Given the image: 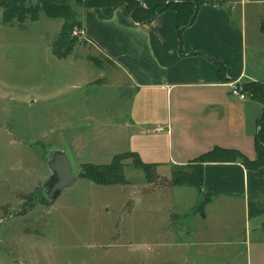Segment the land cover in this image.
Wrapping results in <instances>:
<instances>
[{"label": "rangeland", "instance_id": "rangeland-1", "mask_svg": "<svg viewBox=\"0 0 264 264\" xmlns=\"http://www.w3.org/2000/svg\"><path fill=\"white\" fill-rule=\"evenodd\" d=\"M195 1L223 7L236 23L243 11L253 57V39L264 35L261 0ZM22 4L35 9L37 0ZM63 25L44 14L6 24L0 9V264H249L254 234L239 257L213 254L220 242L200 239L208 228L219 240L218 230L235 224L242 239L245 207L231 215L196 188L166 187L170 167H157L154 183L131 157L122 161L126 185L99 186L83 176L85 166H107L129 152L126 131L111 125L130 119L133 89L76 29L69 56H54ZM57 150L67 153L75 181L49 202L41 194L51 176L45 155Z\"/></svg>", "mask_w": 264, "mask_h": 264}, {"label": "crops", "instance_id": "crops-1", "mask_svg": "<svg viewBox=\"0 0 264 264\" xmlns=\"http://www.w3.org/2000/svg\"><path fill=\"white\" fill-rule=\"evenodd\" d=\"M49 1L76 5L83 0ZM137 1L146 9L165 3ZM258 3L264 5V0ZM75 10L82 24L80 39L94 45L133 89L128 104L130 119L111 125L126 131L130 153L139 155L145 164L168 166L171 171L216 147L237 150L255 160L264 104L251 97L242 101L233 96L231 84L233 80L242 85L264 83V35L254 37L250 47L253 57L249 58L243 11L236 23L223 7L203 4L196 22L184 32L181 53L173 11L140 25L133 22L126 5ZM214 61L224 63L228 73L221 76ZM204 176L201 198L211 205L222 204L231 215L236 206H243L246 215L242 239L235 236V224L223 225L218 230L219 240L205 232L208 228L200 230L201 241L220 242L219 247L211 248L213 254L223 249L225 254L239 257L238 247L247 245L254 234L256 243L252 246L250 240L248 262L253 264L256 254L255 264H264V165L252 171L240 163H206ZM199 247L203 255L206 246Z\"/></svg>", "mask_w": 264, "mask_h": 264}, {"label": "trees", "instance_id": "trees-1", "mask_svg": "<svg viewBox=\"0 0 264 264\" xmlns=\"http://www.w3.org/2000/svg\"><path fill=\"white\" fill-rule=\"evenodd\" d=\"M26 1L29 0H0V9L3 10L4 22L6 24H13L17 21L22 24L26 20L37 21L41 14H44L52 20H62L64 25L59 40L53 45V54L59 59L67 58L71 47L76 44L77 39L72 38L73 31L75 29L82 31V24L77 18L75 8H113L119 5H126L133 22L140 25L152 23L159 14L165 11H173L177 14L176 43L182 53L184 32L196 22L197 14L204 4L199 1L196 2L195 0H165V3L161 6L154 9H146L137 0H83L76 5L49 0H37L36 8L32 9L23 6L22 3ZM72 6L76 7L73 8ZM62 45L65 51L60 53L57 51V48ZM214 62L217 67H219V74L221 76H223L224 73H228L229 70L224 63L220 61ZM241 87L242 92L247 94L248 97L264 104V83H246ZM260 128L256 139L257 157L255 160L247 159L237 150H226L216 147L213 151L201 155V157L188 164L187 166L192 170L191 172L172 170L171 178L164 185L171 188L190 186L196 188L197 191L200 192L205 179L204 165L206 163H240L247 170H259L264 165V123H262ZM128 157L134 159L136 168L145 171L148 182L154 183L153 179L155 178L157 166L145 164L139 155L135 153L119 155L107 166L87 165L84 167L83 176L99 186L109 187L113 185H126L125 166L122 165V161Z\"/></svg>", "mask_w": 264, "mask_h": 264}, {"label": "water", "instance_id": "water-1", "mask_svg": "<svg viewBox=\"0 0 264 264\" xmlns=\"http://www.w3.org/2000/svg\"><path fill=\"white\" fill-rule=\"evenodd\" d=\"M51 176L45 180L41 190L42 196L49 202L56 201L62 192L73 184L75 174L67 153L51 151L45 155Z\"/></svg>", "mask_w": 264, "mask_h": 264}, {"label": "built area", "instance_id": "built-area-1", "mask_svg": "<svg viewBox=\"0 0 264 264\" xmlns=\"http://www.w3.org/2000/svg\"><path fill=\"white\" fill-rule=\"evenodd\" d=\"M82 31L79 30H75L74 31V36L75 37H80L82 35ZM234 83L231 84L232 87V95L239 98L242 101H246L247 99V94H244L242 92V83L240 82V80H233Z\"/></svg>", "mask_w": 264, "mask_h": 264}]
</instances>
